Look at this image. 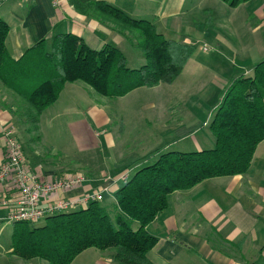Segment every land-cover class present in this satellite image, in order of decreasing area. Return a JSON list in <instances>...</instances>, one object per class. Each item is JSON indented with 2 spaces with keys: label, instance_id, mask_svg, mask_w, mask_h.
I'll list each match as a JSON object with an SVG mask.
<instances>
[{
  "label": "crops",
  "instance_id": "1",
  "mask_svg": "<svg viewBox=\"0 0 264 264\" xmlns=\"http://www.w3.org/2000/svg\"><path fill=\"white\" fill-rule=\"evenodd\" d=\"M79 1L104 2L134 19L137 17L131 9L138 1L153 3V23L158 31L168 40L195 45L197 52L174 84L138 88L118 99L103 97L93 103L94 107L79 111L68 127L79 152L90 153L86 160L69 164L54 160L50 152L45 162L37 152L25 151L29 171L41 182L51 183L71 173L84 175L83 183L71 191L60 189L42 199L45 208L60 201L71 203L64 212L87 207L95 192L103 195V201L112 202L113 194L137 170L164 152L183 151L186 141L179 137L208 128L223 90L239 76L253 74L255 66L264 60V0H248L237 7L222 0ZM0 18L9 25L7 44L15 59L56 34H74L94 50L105 45L119 48L125 38L110 22L103 24L80 13L73 0H62L58 8L51 0H0ZM77 83L66 84L60 96L70 84L91 94L86 87L74 85ZM212 84L217 90L214 101L206 89ZM11 102L12 95L0 86V163L5 146L3 126L13 122ZM195 116L199 118L194 120ZM202 117L204 125L198 121ZM140 127H148L150 132L154 127L167 140L156 149L136 150L125 137L134 135ZM150 132L142 131L141 138L146 140ZM192 140L190 144L199 149L195 151H200L202 143L194 137ZM92 154L97 156L90 157ZM18 198L13 185L0 184V223L10 210L1 201L16 202ZM147 232L159 241L149 253L154 264H264V141L246 175L210 179L191 190L173 193L167 209ZM94 255L95 264H115L111 254Z\"/></svg>",
  "mask_w": 264,
  "mask_h": 264
},
{
  "label": "trees",
  "instance_id": "2",
  "mask_svg": "<svg viewBox=\"0 0 264 264\" xmlns=\"http://www.w3.org/2000/svg\"><path fill=\"white\" fill-rule=\"evenodd\" d=\"M222 1L237 7L248 0ZM73 4L100 23L110 22L125 38L136 35L146 63L130 68L118 47L94 50L74 34H56L15 59L7 44L9 25L0 18V83L12 95L9 112L15 136L20 127H28V133L38 131L41 116L68 83L82 82L104 98L118 99L138 88L174 84L197 52L195 45L168 40L153 22L131 18L113 5L79 0ZM208 129L214 137L212 149L162 153L137 170L113 194L112 202L95 198L78 211L46 216L40 225L14 223L9 256L72 264L86 250L97 249L110 251L115 264H154L149 253L159 241L147 227L167 209L170 195L206 180L249 172L264 141V60L252 75L230 83Z\"/></svg>",
  "mask_w": 264,
  "mask_h": 264
},
{
  "label": "rangeland",
  "instance_id": "3",
  "mask_svg": "<svg viewBox=\"0 0 264 264\" xmlns=\"http://www.w3.org/2000/svg\"><path fill=\"white\" fill-rule=\"evenodd\" d=\"M155 7L156 5L153 3L138 1L137 6L134 5V7L131 9V12L133 16L137 17L136 19L147 20V21L153 22L155 18H153L152 11H153V8ZM209 41L211 40L209 39ZM136 42H137L136 35L132 36V39L131 37L123 38V42L121 46L119 47V49L122 52H124L125 55L127 56L128 66L130 68H139L141 66L140 61H142L141 64L146 63L143 56L141 55V51L136 47ZM208 44H209L208 46L210 50L209 53H211V51L213 50V46L210 44V42ZM225 47L226 45L223 44L221 48L224 49ZM204 48L205 50H207L208 49L207 45L206 46L204 45ZM227 50H228V47H227ZM74 85H81L83 87H86L87 89L90 90L91 94H89V92H86L87 90L85 91L84 89L76 88L78 86L74 87L71 84L68 85V88L60 96L59 100L54 105L49 107L47 111L41 116V124H40L41 128H39L38 131H35V132L33 131V132L28 133V129H27L28 127H20L19 131L21 133L19 134L18 132H16L17 133L16 136L18 137L17 141L22 146L24 155L26 153L25 152L26 150L29 153L30 151L33 150L34 152H37L39 154V157L42 158V161L47 162L46 159L49 158L48 154L52 152L55 158L54 160L56 161L61 160L60 162L64 161L69 164H75L78 161H83V160H86V158H88V155H90V153L87 152V153L81 154L79 152L78 150L79 145L75 143L73 135L70 131V127H68V123L72 121L75 117H77V113H80L79 111L82 112L85 107H88L91 105L92 107H94L93 103L94 104L99 103L100 99H103V97L96 94L89 86H87L86 84L82 82H79ZM213 85L214 84H212L211 87ZM0 86H1V83H0ZM206 89H207V95L209 96L211 101H214L217 97V90L215 89L214 86L212 88H209L207 86ZM225 90L226 89L223 90V93L221 95L222 97L225 93ZM193 112L195 113L196 111H193ZM70 113H73L75 115L67 117V115H69ZM196 118H199V117L195 116L194 120ZM198 121L201 123V125L206 124V120L203 117L200 118ZM12 123H8L7 125L3 126V130L7 128V126L9 125L12 126ZM15 128L18 129V126L15 125ZM143 129H144L143 127L141 129H137L135 130L134 135L129 134L125 137L129 141L128 142L129 145L134 147L136 150H138L139 148H141V150H146L147 148L156 149L161 146L162 142H165L167 140L166 137H163L161 135L160 130L158 131L154 127L151 128V132L148 127L146 128V130H143ZM142 131L150 132V135L146 137V140L141 138L143 136H140ZM192 137L198 139L199 143H202L200 147L201 150L212 149L214 146V143H212L214 140L213 135L209 132L208 128L203 127L202 129H199L195 131L194 133H189L184 137H179V138L185 139L186 141L185 147L184 148L182 147L185 151L183 150L181 152H196L195 150H199V149H195V147L197 146H193L190 144V141H193ZM176 141H179V139L177 138ZM122 143H125L124 138L122 140ZM86 149H89V148H86ZM178 150H182V149H178ZM92 156H97V154H92L90 157ZM25 160L27 161L26 156H25ZM151 160L150 162H147V163L148 164L151 163ZM69 175H71V177L75 176L77 179L81 180L80 185L83 183L84 178H85L84 175H81V174L71 173ZM53 180H54V183H56L57 181H61V180L64 181L65 175L60 178H54ZM95 195H101L103 198V195L100 192H95L89 198ZM42 223L43 222L41 221L40 223H38V225ZM13 228H14V223L12 222L5 220L0 223V258H1L0 264H47L42 261H39V262L38 261H25L18 257L9 256V253H11L10 248L12 246L11 236H12ZM208 234L214 240V237L211 234V232ZM94 253H98L99 255L111 254L110 251H101L97 249H91L88 251L86 250L85 252L82 253L80 257L75 259L73 264H95L97 255H94Z\"/></svg>",
  "mask_w": 264,
  "mask_h": 264
},
{
  "label": "built area",
  "instance_id": "4",
  "mask_svg": "<svg viewBox=\"0 0 264 264\" xmlns=\"http://www.w3.org/2000/svg\"><path fill=\"white\" fill-rule=\"evenodd\" d=\"M53 7L61 6L62 0H51ZM5 142L4 157L0 163V184L10 183L19 193L16 202L6 199L1 201L4 207H10L5 217L6 221L30 222L38 224L46 216L66 211L71 203L60 201L54 203L50 208L42 207V199L62 189L69 191L80 185L81 180L69 175L65 180L56 183H45L39 181L26 164L22 146L18 143L13 126H7L3 130ZM102 199L101 195H95L91 199Z\"/></svg>",
  "mask_w": 264,
  "mask_h": 264
}]
</instances>
